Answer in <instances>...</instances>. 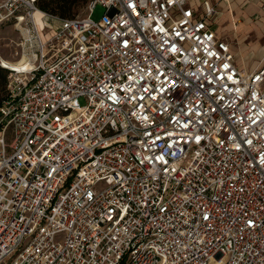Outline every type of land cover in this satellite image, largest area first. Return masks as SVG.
Segmentation results:
<instances>
[{
    "label": "built area",
    "instance_id": "2783aa9c",
    "mask_svg": "<svg viewBox=\"0 0 264 264\" xmlns=\"http://www.w3.org/2000/svg\"><path fill=\"white\" fill-rule=\"evenodd\" d=\"M37 2L0 0V264H264V54L207 0Z\"/></svg>",
    "mask_w": 264,
    "mask_h": 264
},
{
    "label": "crops",
    "instance_id": "0c3cea01",
    "mask_svg": "<svg viewBox=\"0 0 264 264\" xmlns=\"http://www.w3.org/2000/svg\"><path fill=\"white\" fill-rule=\"evenodd\" d=\"M202 1L188 0V3L195 10H201ZM207 1L217 6L218 15L213 22L217 38L226 39L230 43L231 52L238 66L247 69L255 67L253 63L258 64L264 54V0ZM250 33H255L254 42L260 44L256 54L263 52L259 60L254 59L253 53L245 55L246 49L249 48L245 43Z\"/></svg>",
    "mask_w": 264,
    "mask_h": 264
},
{
    "label": "rangeland",
    "instance_id": "374dc122",
    "mask_svg": "<svg viewBox=\"0 0 264 264\" xmlns=\"http://www.w3.org/2000/svg\"><path fill=\"white\" fill-rule=\"evenodd\" d=\"M86 3L79 4L77 7L73 10L74 16H82L85 13L86 9ZM105 13L104 8L97 5L93 10L92 19L97 20L99 19L103 14ZM40 33L43 37L47 38L50 36V34H46V30L43 29L42 24H40ZM46 32V33H45ZM256 36L255 33L248 34V38L246 40V43L248 45V49L245 51V55H250L251 53L254 54V59L259 60L261 57V54L257 55L256 52L259 50L260 44H255ZM18 42V32L14 29L12 22L4 23L0 25V64L3 65V67H16L15 63H12L18 59L19 56L15 54L17 51V48L15 46V43ZM252 42V44H250ZM237 51V50H235ZM260 53V52H259ZM20 65L24 64V59H22L19 63ZM254 66L257 65V63H253ZM27 67L28 65H24ZM7 72L4 69L0 68V99L2 96H4V82H3V76H5V79L7 78ZM79 104H84L83 99H78Z\"/></svg>",
    "mask_w": 264,
    "mask_h": 264
},
{
    "label": "trees",
    "instance_id": "16d2710c",
    "mask_svg": "<svg viewBox=\"0 0 264 264\" xmlns=\"http://www.w3.org/2000/svg\"><path fill=\"white\" fill-rule=\"evenodd\" d=\"M87 0H38L36 6L39 10L47 12L60 18H71L74 17L73 10L79 4H84ZM4 82V95L6 87V79L3 76ZM4 98L0 99V101Z\"/></svg>",
    "mask_w": 264,
    "mask_h": 264
},
{
    "label": "bare ground",
    "instance_id": "6f19581e",
    "mask_svg": "<svg viewBox=\"0 0 264 264\" xmlns=\"http://www.w3.org/2000/svg\"><path fill=\"white\" fill-rule=\"evenodd\" d=\"M37 17H38V14H37ZM46 33V32H45Z\"/></svg>",
    "mask_w": 264,
    "mask_h": 264
}]
</instances>
